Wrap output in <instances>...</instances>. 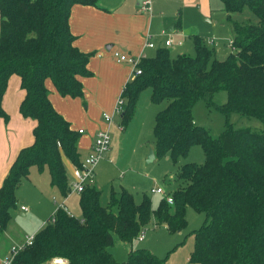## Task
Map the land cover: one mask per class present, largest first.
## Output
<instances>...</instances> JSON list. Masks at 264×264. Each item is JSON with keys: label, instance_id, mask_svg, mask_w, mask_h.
<instances>
[{"label": "trees", "instance_id": "trees-1", "mask_svg": "<svg viewBox=\"0 0 264 264\" xmlns=\"http://www.w3.org/2000/svg\"><path fill=\"white\" fill-rule=\"evenodd\" d=\"M232 23V42L225 59L216 57L197 34L195 54L170 56L160 47L152 56L142 55V72L126 83L120 124L127 126L137 99L145 88L152 100H167L155 119V156L169 154L174 161L200 145L205 161L180 165V184L156 207L147 194L140 202L122 187L112 189L106 205L102 191L86 186L80 193L82 216L57 206L46 224L35 233L31 245L19 251L15 264H42L63 257L64 264H165L150 249H132L124 262L110 247L115 233L133 242L154 217L170 233L184 229L186 211L203 212V223L194 229V249L189 260L198 264H264V128L234 127L231 112L257 117L264 123V0H222ZM97 5V0H0V117L9 119L2 101L11 75L18 74L25 96L20 111L36 120L34 141L20 149L0 186V232L7 228L16 189L32 166L48 168L51 184L63 196L70 191L64 157L80 164V132L54 107L46 80L62 95L83 97L81 76L92 52L81 50L70 28L74 4ZM249 7L256 22L238 23L232 13ZM227 92L219 103L215 94ZM203 98L226 116V127L213 136L196 123L193 106Z\"/></svg>", "mask_w": 264, "mask_h": 264}, {"label": "rangeland", "instance_id": "rangeland-1", "mask_svg": "<svg viewBox=\"0 0 264 264\" xmlns=\"http://www.w3.org/2000/svg\"><path fill=\"white\" fill-rule=\"evenodd\" d=\"M151 6L154 14L165 13V16L172 17L177 13L176 17L178 18L179 16L181 18L182 29L185 33H195L200 36L205 44L214 50L216 57L219 59H225L228 56L231 49L230 39L232 38L233 31L231 20L228 19L226 12L223 10L222 0H151ZM160 10L162 11L159 12ZM232 20L238 23L256 22L258 17L249 7H244L243 10L232 13ZM177 37L178 35H174V38L177 39ZM212 43L215 44V47L212 46ZM147 52L149 55L155 54L153 48H148ZM183 52L188 55L195 54L194 36L188 37L184 46L170 50V56L174 58ZM142 91L140 101L142 98L146 99L149 104L148 106L151 107L149 109L150 107L145 108L141 104L139 105V113L143 111L142 119H135L132 127L127 130H120V116L115 117L111 124V130L109 131L111 135L110 147H114V149L119 151L121 157H123V162L121 164H118L116 161L111 162V154H109V157L101 159L96 168L95 182L100 190H103L101 195V203L103 205L108 203L112 189L119 190L124 186L134 194L137 202L142 200L144 194L150 196L152 205L155 207L160 199V194L152 193L150 191L152 186L163 184L168 192H170L180 184V181L177 179L180 165L188 161H196L198 163L205 161V155L200 145H193L189 153L184 157L178 158L177 161H174L167 153L162 156H156L152 162L147 163L146 158L149 150L156 147L154 135L156 115L158 110L167 104V100L158 103L152 102V99H149L151 89L145 88ZM214 98L217 102L222 103L227 99V92L224 90L219 91L215 94ZM193 113L196 123L208 128L213 136H218L226 127V116L215 106L208 105L203 98L194 104ZM229 121L237 128L251 127L258 130L264 128V123L257 117H248L237 112L230 113ZM67 171L69 178L73 180V168L68 164ZM32 172L33 175L39 174V176H45L40 175L35 168L32 169ZM44 172L46 173L47 170ZM42 178L44 177L40 179L42 180ZM23 179L17 190L18 198L24 197L27 204L38 203L39 201L34 199L37 193L33 189L35 187V189L41 190V186L39 187L38 185L37 188L34 184L33 187V185ZM45 190L48 191L43 192V195L40 192L39 199H41V202L34 209L35 213L40 214V216L43 215L44 219L51 216L57 207V203L54 202L52 196L57 195L62 199L65 197L60 191L57 192L52 188L51 185H48ZM66 204L74 216H82L78 192L69 193ZM11 213L12 218L7 228L0 232V248L3 246L2 248L8 252L6 256L9 254L10 246L14 241L32 235L28 229L32 222H34L31 210L26 211L24 215L20 213V203L11 208ZM186 218L188 221L187 226L180 232L173 234L163 225L153 228L152 224H150L149 227H146L144 236L138 237L133 241L134 248L145 247L150 249L157 256L163 258L165 264H198V262L189 260L188 258H190L191 252L194 249L193 231L203 223L205 214L196 211L192 207H188ZM114 243L116 253L126 256L124 243L120 242L116 233ZM55 257L50 258L42 264H60L53 263Z\"/></svg>", "mask_w": 264, "mask_h": 264}, {"label": "crops", "instance_id": "crops-1", "mask_svg": "<svg viewBox=\"0 0 264 264\" xmlns=\"http://www.w3.org/2000/svg\"><path fill=\"white\" fill-rule=\"evenodd\" d=\"M141 2L142 0H97V5L77 3L72 7L70 28L73 34L76 35L75 44L85 52H92L87 63L90 74L80 77L83 83L84 95L83 97L62 95L56 89L51 79L46 80V85L50 91L49 97L57 111L71 123L72 128L78 131L83 129V132L80 133L78 142L81 160L91 151L96 132L102 128L108 129L109 131L111 130V124L117 116L109 123L106 121L104 113L111 114L114 112L117 99L122 94L124 86L133 78L132 66L127 62L119 61L114 56V52L121 51L136 55H149L147 52L148 48H153L155 52L160 47H165L169 50L180 48L185 45L188 37L195 35V33L187 34L183 31L181 18L179 16L178 18L176 17L177 13L172 17L165 16V13H163L164 15L162 13L154 14L152 12V7L150 11H143L141 9ZM161 11L162 10L159 12ZM163 30L170 33L173 38L174 35H178L177 39L174 38L175 41L184 39V42L182 44H176L174 47H167L165 45L167 35L162 33ZM149 35L151 40L155 43V47H148L146 45ZM212 46L215 47V44L212 43ZM142 92L143 91H141L137 99L136 111L133 118L127 127L119 123L120 130H127L132 127L135 119H142L143 111L139 113L140 104L145 108L150 107L146 99L142 98L140 101ZM24 96L25 90L21 87L20 76L18 74L11 75L2 101L5 111L9 114V119L5 120V118L0 117V186L20 149L32 144L34 141L33 129L36 125V120L31 117L23 116L20 111V103ZM149 99H152V90ZM151 101L153 102V100ZM149 109H151V107ZM109 154H111V162L116 161L118 164L123 162V157H121L119 151L114 149V147H111L104 157H109ZM64 162L66 167L67 164L70 165L71 168L74 167V163L66 157H64ZM33 168H35L40 175L42 174L45 176H39V174L33 175ZM46 170L47 174L44 172ZM41 177L44 178L41 180ZM95 179L90 186H94L100 190L96 185ZM23 180L28 181L33 187L34 184L37 188L38 185L39 187L41 186V190H37L35 187L33 189L37 193L34 199L38 200V203L41 202V199H39L40 192L41 195H43V192L48 191L45 190L48 185H51L52 188L59 192V189L51 184L50 172L47 167L43 170H39L36 166H32L28 177H25ZM70 181L72 182V179H70ZM158 186H162L166 193H169L163 184L152 186L150 191L152 192V188ZM17 190L18 188L16 189V197L17 203H20V213L24 215L26 211L31 210V216L34 218V222H32L28 230L31 234H35L46 224L49 217L44 219L43 215L40 216V214L35 213L34 209L38 203L27 204L24 197L18 198ZM101 191L103 192L102 189ZM162 197H164V195L160 194V199ZM78 198H80V193H78ZM52 199L57 203V206L62 205L73 215L67 208L66 202L68 200V195L63 199L61 197L59 198L57 195H53ZM19 200H21V202H19ZM22 206H25L27 210L22 209ZM150 224H152L153 228H156L158 225H163L167 229L165 224H156L154 217L147 226L149 227ZM22 240L23 238L14 241L11 246ZM120 242L124 243L126 256L116 253V249H114L115 243L110 247V251L117 261L124 262L127 260L129 252L135 248L133 242L129 243L121 240ZM2 247L0 248V264H2L3 259L8 253Z\"/></svg>", "mask_w": 264, "mask_h": 264}, {"label": "built area", "instance_id": "built-area-1", "mask_svg": "<svg viewBox=\"0 0 264 264\" xmlns=\"http://www.w3.org/2000/svg\"><path fill=\"white\" fill-rule=\"evenodd\" d=\"M151 0H142L141 9L143 11L151 10ZM164 35H167L165 39V45L167 47H174L176 44H182L183 40L175 41L170 33H167L165 30L162 31ZM232 40H230V43ZM146 45L148 47H155V43L151 40L150 35L147 38ZM114 56L123 62L129 63L133 68V77L142 72L139 64L142 58L141 54H131L125 53L121 51H115ZM125 103V98L121 94L116 102L114 112L104 113V117L106 121L109 123L113 121L115 116H120L123 112V106ZM80 133L83 132V129L79 130ZM111 144V135L108 129L102 128L99 129L95 134L94 143L91 151L81 160L80 164H74L73 167V180L70 184V192H78L81 193L86 186H90L93 184L95 179V169L99 163V161L106 156L107 152L110 150ZM152 192L163 194L166 197L169 203H173V197L170 193H166L165 189L162 186L152 188ZM68 193V194H69ZM62 206V205H59ZM22 209L27 210L25 206L21 207ZM144 236V232L140 235L139 238ZM35 234L27 236L20 242L13 244L10 248L9 254L3 259L2 264H15L14 259L19 251L24 249L25 247L31 245L34 241ZM66 260L63 257H55L53 259V263L64 264Z\"/></svg>", "mask_w": 264, "mask_h": 264}, {"label": "water", "instance_id": "water-1", "mask_svg": "<svg viewBox=\"0 0 264 264\" xmlns=\"http://www.w3.org/2000/svg\"><path fill=\"white\" fill-rule=\"evenodd\" d=\"M154 158H155V152H154V150L151 148V149L149 150V153H148L147 158H146L147 163L152 162V161L154 160Z\"/></svg>", "mask_w": 264, "mask_h": 264}]
</instances>
